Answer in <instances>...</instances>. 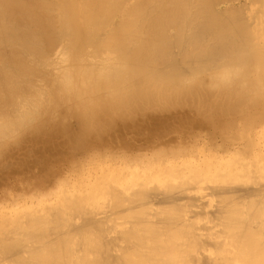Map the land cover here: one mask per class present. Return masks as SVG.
Returning a JSON list of instances; mask_svg holds the SVG:
<instances>
[{
  "label": "bare ground",
  "instance_id": "1",
  "mask_svg": "<svg viewBox=\"0 0 264 264\" xmlns=\"http://www.w3.org/2000/svg\"><path fill=\"white\" fill-rule=\"evenodd\" d=\"M0 120V264H264V0H0Z\"/></svg>",
  "mask_w": 264,
  "mask_h": 264
},
{
  "label": "rangeland",
  "instance_id": "2",
  "mask_svg": "<svg viewBox=\"0 0 264 264\" xmlns=\"http://www.w3.org/2000/svg\"><path fill=\"white\" fill-rule=\"evenodd\" d=\"M184 106V108H186V110L184 109V111L185 112H183V114L181 115V121L184 123V124H187V126L189 125V124H193V127H191L192 129L191 130H194V132L193 133H188V131H187V129H185V128H182V129H184V130H181V132H183V135L185 134V135H189L192 139L193 138H196V137H201V138H203V136L205 137V136H207V140H206V137L205 138H203L204 140H205V142L207 141V143H209V141L208 140H212L213 142L214 141H216L217 143H219L220 141V139H222V137H223V135L225 134L223 131H222V125L223 124H225V123H222V122H224L225 120L224 119H227L228 120V118H226V116H217V115H211V113H201V106L199 105V102L197 101L196 103L194 102V103H192L191 105H190V107H186L187 106V104H185V105H183ZM211 106H212V104H210L207 108L209 109V110H211ZM187 112V113H186ZM190 112V113H189ZM100 115L101 116H106V114L103 112V110H101L100 111ZM207 115V116H206ZM97 116V115H96ZM197 116V117H196ZM194 117V118H193ZM199 117V118H198ZM215 117H217V118H215ZM223 117V118H222ZM225 117V118H224ZM189 118H192V120H191V122L194 120V122L193 123H188V120H189ZM209 118H210V120H209ZM213 118H215V119H213ZM220 118H222L221 120H218V119H220ZM186 119H188V120H186ZM200 119V120H199ZM205 119V120H204ZM118 121H119V119H117ZM197 123H196V122ZM202 121V122H201ZM204 123V124H203ZM210 124V126H209V124ZM196 124V125H195ZM197 124H202L201 125V128L200 127H197ZM207 124V127H205V125ZM221 124V125H220ZM221 126V127H220ZM195 128V129H194ZM205 128V129H204ZM203 129V130H202ZM129 130V129H128ZM148 130V129H147ZM206 130V131H205ZM212 130H218L217 132H216V134L217 135H215V132L213 131V133H211V131ZM200 131V132H199ZM112 132H116V133H118V131H112ZM129 132V131H128ZM149 132H152V133H150V134H146L145 136L142 134V133H140L138 136H135V135H137L138 133H136L135 134V132H133V133H130L129 132V134H127V135H129V139L127 140V139H125V138H123V139H119V138H116V139H119V142H124L123 144H125V143H127L128 142V146L129 147H134L135 146V144H134V142H137L138 140H134V139H140V140H143L145 137H148V138H146V141L147 142H149L150 140H152V139H154L153 137H152V135H154V132L153 131H151V130H149ZM221 132V133H220ZM160 133H162V132H160ZM187 133V134H186ZM200 133V134H199ZM132 134H134L133 135V137H132ZM192 134V135H191ZM209 134H211L210 136H209ZM43 137H45V135L44 134H41ZM130 135H131V137H130ZM162 135H165V134H159L157 137H155V138H161V137H164V136H162ZM201 135V136H200ZM213 135V136H212ZM220 135V136H219ZM143 136V137H142ZM212 136V137H211ZM149 137H151V139L149 140ZM189 137V138H190ZM220 138V139H219ZM115 139V140H116ZM248 139H250V138H248ZM149 140V141H148ZM132 141V142H131ZM175 141V140H174ZM120 144H122V143H120ZM93 147V146H92ZM9 148V147H8ZM13 147H10L9 149H7V151H10L11 149H12ZM88 148H91L90 146L88 147ZM142 148H144V147H136V149L134 150V152H136V153H142V152H144L145 154H150V153H153L154 151H156L157 149H158V147H157V145H154V146H148L147 147V151L145 150V149H142ZM112 149L113 150H118L117 148H113L112 147ZM142 149V150H141ZM22 151V150H21ZM138 151V152H137ZM140 151H142V152H140ZM18 152H20V151H18ZM115 152H118V151H115ZM150 152V153H149ZM133 153V152H132ZM49 164H57V160L55 161V160H53V162L52 161H49L48 162ZM75 164V162H72V164H71V166H72V168H73V165ZM63 166V165H62ZM57 167H58V170L60 169V167H61V164H59V165H57L56 167H54L53 169H51V170H48L49 171V173H52V170H56L57 169ZM43 168V166L41 167V169ZM65 168H66V165H64V167L63 168H61L62 170H65ZM36 170H37V166H35L34 165V162L32 163V167H31V170L30 171H34V172H30V177L27 179L26 177L25 178H23V179H21V180H17V182H16V180H15V182L13 181V177H11L10 176V179L8 180L7 179V173L5 174V172H3V173H0V190H4V191H6L7 189H11L12 188V190H14L12 193H15V194H17V193H19V192H25L27 189L30 191V189L31 188H35L36 186H35V184H37V183H39L37 180H38V176L36 177ZM69 173H70V176H73V170H71L70 169V171H69ZM5 174V175H4ZM9 174V173H8ZM3 176H4V178H3ZM74 178V177H73ZM34 180H36L37 182H35ZM26 183H27V185H26ZM4 187V188H3ZM19 190V191H18ZM29 191H27V192H25V194H29L28 192ZM11 193V194H12ZM3 194H5V193H3ZM8 194V193H7ZM212 199V198H211ZM210 199V200H211ZM213 199H214V197H213Z\"/></svg>",
  "mask_w": 264,
  "mask_h": 264
},
{
  "label": "clouds",
  "instance_id": "3",
  "mask_svg": "<svg viewBox=\"0 0 264 264\" xmlns=\"http://www.w3.org/2000/svg\"><path fill=\"white\" fill-rule=\"evenodd\" d=\"M17 119H18V120H23V119H24L23 114H22V113L19 114V115L17 116ZM6 128H7V125L4 123L3 120H0V132H3ZM2 138H5V137L0 136V139H2Z\"/></svg>",
  "mask_w": 264,
  "mask_h": 264
}]
</instances>
